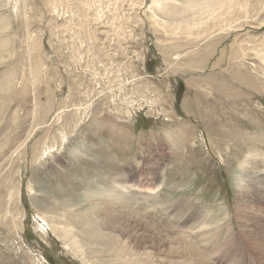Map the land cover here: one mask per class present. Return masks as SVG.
Wrapping results in <instances>:
<instances>
[{"label":"rangeland","instance_id":"374dc122","mask_svg":"<svg viewBox=\"0 0 264 264\" xmlns=\"http://www.w3.org/2000/svg\"><path fill=\"white\" fill-rule=\"evenodd\" d=\"M4 1L0 264H264V0Z\"/></svg>","mask_w":264,"mask_h":264},{"label":"bare ground","instance_id":"6f19581e","mask_svg":"<svg viewBox=\"0 0 264 264\" xmlns=\"http://www.w3.org/2000/svg\"><path fill=\"white\" fill-rule=\"evenodd\" d=\"M155 9L159 11V14L163 19L165 15L169 16L172 22L178 24H185L186 26H198L206 24L210 18H212L219 10H221L225 3L231 0H149ZM247 1H244V4ZM4 0H0V9L4 8ZM185 17V18H182ZM164 22V20H163ZM257 160V159H256ZM244 170L247 173L245 181L247 183H254L255 181L263 188L264 187V170L259 165L255 166L250 160H246L243 165ZM249 170L252 171L251 174ZM127 191V194L137 196L138 193L130 185H124L121 187ZM124 190V191H125ZM126 193V192H125ZM106 201H101L99 198L92 204L91 214L95 211H103ZM99 207V209H98ZM94 216H87L91 219ZM89 228L93 231L99 230L98 224L91 220ZM116 260L118 264H126V258L117 256Z\"/></svg>","mask_w":264,"mask_h":264}]
</instances>
